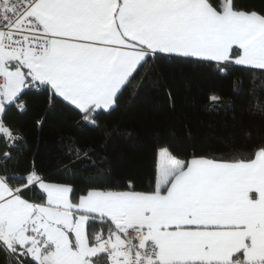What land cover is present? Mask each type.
<instances>
[{
    "label": "snow or ice",
    "instance_id": "obj_1",
    "mask_svg": "<svg viewBox=\"0 0 264 264\" xmlns=\"http://www.w3.org/2000/svg\"><path fill=\"white\" fill-rule=\"evenodd\" d=\"M175 61L264 74V8L0 0V264H264V142L217 155L181 153L173 138L159 137L143 188L135 176L77 187L34 160L20 165L24 134L7 114L27 111L30 93L98 129L129 88ZM253 107L264 115V103Z\"/></svg>",
    "mask_w": 264,
    "mask_h": 264
},
{
    "label": "trees",
    "instance_id": "obj_2",
    "mask_svg": "<svg viewBox=\"0 0 264 264\" xmlns=\"http://www.w3.org/2000/svg\"><path fill=\"white\" fill-rule=\"evenodd\" d=\"M239 2L264 8V0ZM213 96L222 98V103L212 101ZM29 97L27 111L7 114L24 134L20 165L34 160L53 179L73 177L77 187L90 177L126 176H135L142 188L147 187L159 137L173 138L181 153L217 155L232 146L247 151L264 142V115L253 107L257 101L264 103V74L242 71L241 66L219 73L182 61L161 65L138 90L129 88L114 111L99 117L98 129L78 125L72 112L59 105L49 109L41 93ZM41 118L43 124L37 126Z\"/></svg>",
    "mask_w": 264,
    "mask_h": 264
}]
</instances>
